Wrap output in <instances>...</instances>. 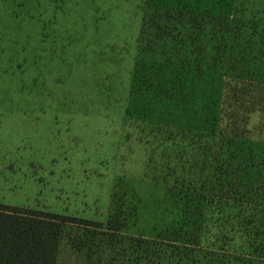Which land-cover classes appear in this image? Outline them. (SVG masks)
<instances>
[{
    "label": "rangeland",
    "instance_id": "1",
    "mask_svg": "<svg viewBox=\"0 0 264 264\" xmlns=\"http://www.w3.org/2000/svg\"><path fill=\"white\" fill-rule=\"evenodd\" d=\"M144 3L0 0V204L104 224L117 213L128 235L231 239L228 209L206 186H172L129 120L142 105L132 90ZM210 91L219 99L218 84ZM249 128L262 156L264 115Z\"/></svg>",
    "mask_w": 264,
    "mask_h": 264
},
{
    "label": "trees",
    "instance_id": "2",
    "mask_svg": "<svg viewBox=\"0 0 264 264\" xmlns=\"http://www.w3.org/2000/svg\"><path fill=\"white\" fill-rule=\"evenodd\" d=\"M139 43L129 120L172 186H206L228 209L235 236L128 235L117 213L104 224L0 204V264H264V153L249 128L264 115V0H145Z\"/></svg>",
    "mask_w": 264,
    "mask_h": 264
}]
</instances>
